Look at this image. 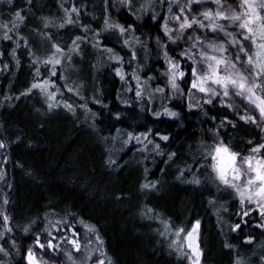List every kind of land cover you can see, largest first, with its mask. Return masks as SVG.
Here are the masks:
<instances>
[{
    "label": "trees",
    "instance_id": "trees-1",
    "mask_svg": "<svg viewBox=\"0 0 264 264\" xmlns=\"http://www.w3.org/2000/svg\"><path fill=\"white\" fill-rule=\"evenodd\" d=\"M73 3L81 9V22L91 29L99 30L103 26L105 8L110 21L134 26L135 35L146 47L133 45L136 60L131 64L128 63L129 49L115 33L101 32L99 39L124 57L122 72L129 77L135 74L142 81L147 80L142 89L144 96L135 97L136 81L129 85L115 74L117 64L108 59V53L81 44L84 57L75 80L65 76L64 66L58 68L57 75L63 74L65 79L51 77L63 94H58V99L72 104L74 110L61 106L49 113L45 109V98L35 90L31 95H21L35 76L28 49H17V66L8 55L12 42L0 40V50L5 52L0 67L5 63L9 66L0 72V138L8 145L0 149V171L6 176L5 181H0V212L9 216L13 227L9 236L20 250L17 253L10 244L6 245L11 256L0 254V259L4 264H26L24 253L33 245L32 232L42 231L39 218L48 214L49 219L75 216L84 225H94L104 241L103 248L111 264H187L169 248L171 238L160 235L163 230L160 219H171L178 227L200 221L203 264H234L237 257L243 258L246 264H264V229L253 226L260 222L255 212L245 217L249 226L232 232L230 226L240 222L235 215L239 206L234 196L222 194L210 178L208 183H203L207 176L204 168L200 169L204 173L200 176L201 186L177 179L178 168L183 167L185 161L191 163L193 157L199 156L198 149L202 145L212 143L209 130L213 124L219 125L226 112L213 106L189 112L183 98L169 103L158 93L163 97V105L179 112V118L154 117L150 94L155 93L156 87L165 86L161 75L165 65L157 54L154 39L159 35L163 42L166 41L158 27L161 19L153 21L149 18L151 12L139 11L144 0H133L139 20L120 0H107L106 4L105 0H32V5L26 0H13L12 4L0 0V23L14 18L13 9L27 11V26L20 28V35L34 38L33 45H29L33 52L37 47L34 29L41 26V18L62 17L63 8ZM155 11L158 17L166 14L158 7ZM51 31L53 41L61 44L83 34L82 29L74 26ZM87 35L89 39H95L91 32ZM38 66L44 74V66ZM148 77L152 79L148 80ZM66 83L77 88L80 95L67 92L62 87ZM130 86L133 91L128 90ZM149 129L170 136L166 143L155 141L160 143L165 155L151 152V145L149 151H144L143 145L135 141L123 144L126 133H143ZM221 135L232 148L244 155L248 153L244 150L248 133L243 126L237 124L235 129L225 126ZM255 135V143L260 142ZM169 152L177 153L173 161L167 159ZM109 157L120 166H108ZM185 175L191 179L187 173ZM149 181L158 182L163 191H142L141 184ZM5 196L7 205L3 204ZM213 196L217 199L216 207L208 202ZM220 205L228 211L224 212ZM29 220L37 223L25 234L22 228ZM76 227L83 240L86 229L79 222ZM248 235L254 237L251 244L244 242ZM226 242L233 248H225ZM95 247L93 244L92 248ZM33 250L47 264H64L63 254L54 258L47 251Z\"/></svg>",
    "mask_w": 264,
    "mask_h": 264
},
{
    "label": "snow or ice",
    "instance_id": "snow-or-ice-1",
    "mask_svg": "<svg viewBox=\"0 0 264 264\" xmlns=\"http://www.w3.org/2000/svg\"><path fill=\"white\" fill-rule=\"evenodd\" d=\"M26 2L32 5V0ZM206 2L207 0H144L139 6V11L151 12L149 17L151 20L161 19L162 23L158 27L166 41L163 42L159 35L154 39L157 54L163 58L165 65V71L161 75L167 78L165 86L156 87L155 92L160 93L169 103L173 99L183 98L189 112L194 109L202 111L205 105L213 107L219 105L229 110L239 121L255 126L264 134V0H237L235 5L227 3V0H210L214 7L193 10V5L199 9ZM8 3L12 4L13 0H8ZM120 3L137 20L140 19L134 11L133 0H120ZM157 7L166 14L158 17L155 11ZM63 12L64 15L58 19L42 17L41 26L34 29L37 35L42 36L50 45L42 59L32 52L26 38L20 35V28L27 26L25 23L28 18L27 11L23 8L13 9L14 18L0 23V29L3 30L0 40L12 42L13 46L8 55L15 60L16 65H19L18 48L28 49V54L32 57L31 64L35 68V76L29 88L21 95H31L35 90L45 98L48 111L61 106L73 111L72 104L58 99V94L61 96L63 94L51 77L65 79L63 74L57 75L58 68L65 63H71L73 55L81 56V44H88L108 53V59L114 60L117 64L114 68L115 74L129 85L131 81H136L134 95L143 98L142 89L147 80L142 81L135 74L129 77L122 72L124 57L115 53L99 39L101 32L115 33L117 39L129 49L128 63L131 64L136 60L133 45L146 47V44L135 35L134 26L110 21L106 8L102 16L103 26L99 30L91 29L81 22V9L75 3L63 8ZM66 26L79 27L83 34L74 36L64 44L54 42L51 29H63ZM89 32L92 33L94 40L89 39L87 35ZM169 45L175 47L170 48ZM4 55L5 52L0 50V61ZM40 64L46 70L44 74L40 71L38 66ZM8 67V64H3L0 72L7 70ZM151 79L152 77H148V80ZM181 84L184 87H181ZM62 87L69 93L80 95L77 88L70 87L67 83ZM128 90L133 91V87L130 86ZM80 98L83 99V96ZM237 98L240 104L236 103ZM153 115L156 119L162 116L169 119L179 118V112L173 111L166 104ZM225 126L235 129L237 124L227 116L220 120L219 125L213 124V128L209 130L212 143L202 145L198 149L199 156L193 157L191 163L185 161L184 166L178 168L177 179L201 186L200 176L204 173H201L200 169L204 168L207 176L203 183H208L210 178L222 194L234 196L239 204V211L235 215L240 218V222L231 225L230 230L237 232L242 226H249L245 217H249L252 212L260 217V222L253 226L264 229V135L261 136L260 142L254 143L249 140L247 143L251 147L244 155L225 142L221 135ZM125 135L123 144L135 141L136 144L143 145L144 151H149L148 146L151 145V152L160 156L165 153L160 143L155 141L158 139L166 143L170 139L169 135L161 134L159 130L153 132L151 129L143 133L128 132ZM7 147L8 145L0 138V149ZM176 156V152L167 153L169 161H173ZM106 164L120 166L111 157L107 159ZM186 173L191 179L187 178ZM5 180V173L0 171V181ZM140 187L146 193L163 191V187L155 181L143 183ZM208 202L213 207L217 205L215 196ZM3 204H8L6 196ZM220 208L224 212L228 211L223 205H220ZM217 214L219 215V209ZM39 219L42 231L32 232L33 245L24 253L26 264H47L42 257L37 256L34 248L40 252L47 251L54 258H59L63 254L64 264H111L107 251L103 248L104 241L94 225H84L83 221L75 216L71 219L63 216L49 219V215L46 214ZM76 222L86 229L83 240ZM36 223V220H29L22 228L23 233L28 234ZM160 223L163 225L160 235L171 237L169 248L178 253L187 264H202L204 251L201 246L199 220L187 229L176 226L171 219H160ZM12 232L9 216L0 212V241H3L0 243V254L3 257L11 256V251L6 245L10 244L17 253L20 251L16 248V241L9 236ZM253 239L254 237L248 235L244 242L251 244ZM93 244L96 245L95 248H92ZM224 247L231 249L233 245L226 242ZM0 264H4L3 259H0ZM234 264H246V261L237 257Z\"/></svg>",
    "mask_w": 264,
    "mask_h": 264
},
{
    "label": "rangeland",
    "instance_id": "rangeland-1",
    "mask_svg": "<svg viewBox=\"0 0 264 264\" xmlns=\"http://www.w3.org/2000/svg\"><path fill=\"white\" fill-rule=\"evenodd\" d=\"M81 1V0H80ZM237 2V0H227V3H229V4H233V5H235V3ZM211 7H214V5L210 2V0H207V2L206 3H204L203 5H201L200 6V8L198 9L197 8V6L196 5H193V10L194 11H197V10H202L203 8H211ZM175 10V9H174ZM60 18V17H59ZM56 19H58V18H56ZM27 21V20H26ZM26 38V40H27V42H28V45H33V41H34V38L32 37V36H30V35H28V36H26L25 37ZM35 40H36V43H37V47L36 48H34V50H33V52H35L36 53V55L38 56V57H40L41 59L44 57V55L48 52V50H49V48H50V45H49V43L46 41V40H44V38L43 37H41V36H39V35H36V38H35ZM30 47V46H29ZM84 57V54H81V56H79V57H77V56H75V55H73V58H72V61H71V63H65V64H63V66H64V73H65V76L66 77H69V79H72V80H75V78H76V75H77V73H78V71L80 70L79 69V67H81V59ZM165 71V68L163 69V70H161V73H163ZM163 76V75H162ZM164 77V83L166 82V77L165 76H163ZM181 87H183L182 85H181ZM150 94V93H149ZM151 95V98H153L152 99V103H153V112H155V110L156 111H159L158 109H160L161 110V108H162V105H163V97H161V95L160 94H158V93H153V94H150ZM236 103L237 104H240V101H239V99L237 98V100H236ZM44 105H45V109H46V111H48L47 110V105L44 103ZM205 106H212V105H205ZM217 109H221V110H223L224 112H226V115L225 116H227L228 117V119H230V120H233L236 124H239V125H241V126H243V128H245L246 129V131H247V133H248V136L246 137V139H245V146H244V150H246V151H248V149L251 147V145H249L247 142L249 141V140H251V141H253L254 143L256 142L255 141V139H256V135L255 134H257V137H258V140H260L261 139V136L262 135H264V134H262L261 132H260V130L258 129V128H256L255 126H253V125H250V124H245L243 121H239L238 119H237V117L235 116V115H233L229 110H227V109H225V108H222V107H220L219 105H217V106H215ZM241 107H243V105H241ZM52 111V110H51ZM51 111H48L49 113L51 112ZM252 114H255V113H252ZM238 147V146H237ZM243 147H241V149H242ZM234 149V148H233ZM240 149V148H239ZM235 150V149H234ZM237 151V150H236ZM229 197H232V195H229ZM237 205L239 206V204H238V202H237ZM187 221V220H186ZM195 222V221H194ZM193 222V223H194ZM193 223H190V224H187L186 226H183L184 228H190L191 227V225L193 224ZM182 227V226H181ZM199 230H200V228H199ZM171 238V237H170ZM184 260V259H183ZM185 261V260H184ZM186 262V261H185ZM202 264H203V259H202Z\"/></svg>",
    "mask_w": 264,
    "mask_h": 264
}]
</instances>
